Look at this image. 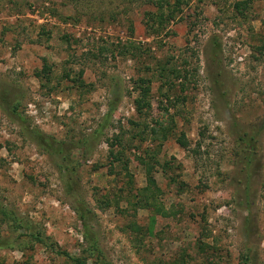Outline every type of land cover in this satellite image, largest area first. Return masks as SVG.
<instances>
[{
    "label": "rangeland",
    "instance_id": "1",
    "mask_svg": "<svg viewBox=\"0 0 264 264\" xmlns=\"http://www.w3.org/2000/svg\"><path fill=\"white\" fill-rule=\"evenodd\" d=\"M0 207V264H264V0H0Z\"/></svg>",
    "mask_w": 264,
    "mask_h": 264
},
{
    "label": "trees",
    "instance_id": "2",
    "mask_svg": "<svg viewBox=\"0 0 264 264\" xmlns=\"http://www.w3.org/2000/svg\"><path fill=\"white\" fill-rule=\"evenodd\" d=\"M43 71L45 72V74L50 72V70L48 68H46V66L43 67ZM81 76H82V72H80V74H79V77H81ZM79 80L80 79L78 78L74 82H77L78 85H80L79 87H84L83 84L81 82H79ZM141 83H144V82H141ZM140 93H141L140 99L135 101V107H136V110L139 114L146 107V105H145L146 102H144V97L149 93V90H148V88L143 89V90H140ZM113 109L114 108L110 109V113L113 111ZM152 134H153L154 139L158 138V136H159V134L156 131H152ZM41 139H45V138L42 137ZM50 142H51V144H53V146H56L55 141H50ZM57 145H59V143ZM181 145L184 146L183 144H181ZM47 147H50L49 144ZM60 161H61V166H60L61 169L67 171V183H68V189H70L73 185L74 170L72 168H70V166H68V162H69L68 158H62V159H60ZM148 183L150 186H149V188H147L145 190L146 192H149L150 189L152 187L154 188V186H155L154 181L151 179H149ZM76 213H77L78 220L82 223V226H83V235H82L83 239L85 241L89 242L88 243L89 244V251L91 253H94L93 255H96L97 258L101 259L100 258L101 252H100V249L97 245V242L95 241V237H94L93 233L91 232V230L87 226L85 212L82 210L81 211L76 210ZM157 213H159V211H157ZM0 216L5 221H11L14 224L16 223L15 219L10 217V215L7 212H5L3 209H1V207H0ZM33 239L35 240L36 244H39L42 246L45 245V243L43 242V240L40 237H33ZM55 253H57L58 255H63V257L70 259L74 264H79V262L77 260L70 258L66 254L60 253L58 251Z\"/></svg>",
    "mask_w": 264,
    "mask_h": 264
}]
</instances>
